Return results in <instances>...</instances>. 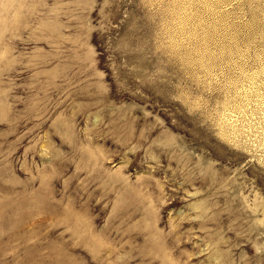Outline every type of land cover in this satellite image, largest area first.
I'll use <instances>...</instances> for the list:
<instances>
[{
  "label": "rangeland",
  "instance_id": "obj_1",
  "mask_svg": "<svg viewBox=\"0 0 264 264\" xmlns=\"http://www.w3.org/2000/svg\"><path fill=\"white\" fill-rule=\"evenodd\" d=\"M0 264H264V0H0Z\"/></svg>",
  "mask_w": 264,
  "mask_h": 264
}]
</instances>
